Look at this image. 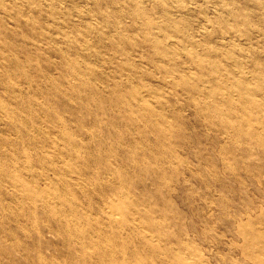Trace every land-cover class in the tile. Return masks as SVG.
<instances>
[{
  "label": "rangeland",
  "instance_id": "rangeland-1",
  "mask_svg": "<svg viewBox=\"0 0 264 264\" xmlns=\"http://www.w3.org/2000/svg\"><path fill=\"white\" fill-rule=\"evenodd\" d=\"M0 264H264V0H0Z\"/></svg>",
  "mask_w": 264,
  "mask_h": 264
},
{
  "label": "bare ground",
  "instance_id": "bare-ground-1",
  "mask_svg": "<svg viewBox=\"0 0 264 264\" xmlns=\"http://www.w3.org/2000/svg\"><path fill=\"white\" fill-rule=\"evenodd\" d=\"M259 134V133H258Z\"/></svg>",
  "mask_w": 264,
  "mask_h": 264
}]
</instances>
